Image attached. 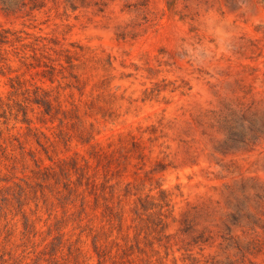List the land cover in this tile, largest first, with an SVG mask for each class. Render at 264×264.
Masks as SVG:
<instances>
[{
  "label": "rangeland",
  "instance_id": "374dc122",
  "mask_svg": "<svg viewBox=\"0 0 264 264\" xmlns=\"http://www.w3.org/2000/svg\"><path fill=\"white\" fill-rule=\"evenodd\" d=\"M0 25L38 49L0 50L14 67L0 62V177L14 185L18 244L24 211L52 237L61 220L65 264H98L92 234L109 264H264V0H43L0 7ZM53 64L63 123L32 102ZM48 251L25 252L47 264Z\"/></svg>",
  "mask_w": 264,
  "mask_h": 264
},
{
  "label": "trees",
  "instance_id": "16d2710c",
  "mask_svg": "<svg viewBox=\"0 0 264 264\" xmlns=\"http://www.w3.org/2000/svg\"><path fill=\"white\" fill-rule=\"evenodd\" d=\"M42 2L43 0H0V7L6 12L21 11L23 8L27 6H29L31 10H35L41 7ZM20 33L21 31H16L11 28H5L0 25V50H4L3 47L7 44L13 45L15 43H20L19 46L24 49L27 48L28 51H31L33 53V56L31 57L35 59L37 57L35 56V54L38 49L33 44L36 43L25 42V39L31 37V35L25 32L26 36H23ZM42 47H46L45 44H43ZM19 61L20 63H24L23 60L19 59ZM0 62L3 63L5 68H7L9 71L13 70L14 67L11 65L8 56L0 57ZM66 62L70 67L80 69L79 72L77 71L73 73L72 76L78 82L82 81L81 77L87 76L88 71L85 70L83 63L79 65V63L74 62L72 59L67 60ZM58 64L60 67L64 68L61 62ZM44 67L47 68L39 72L42 84L36 85L34 87L35 94L32 98L33 99L32 102L37 104L38 106L43 107L45 115H48L53 119H58L59 122L63 123L71 119L65 116V113H69V112L62 107L63 100L61 99V94L59 90L55 91V93L51 90L55 82H59L58 78L60 76H58L56 72H58L60 69H58V67L55 64ZM21 75L22 74H20V76ZM47 82H49V85L47 84ZM45 84L48 86L44 87ZM57 109L61 111V113L63 114V118L60 119L59 117L60 112H56ZM73 114L75 115L76 120H78L81 124L86 126V129L92 130L94 128V124L92 122H89L88 125H86L85 120L81 118L78 113L73 112ZM71 123L73 122H70V124ZM29 129L38 130L35 127H30ZM39 133L45 136V138H48L46 137L43 131H39ZM95 135L96 133L94 134L91 132L90 141H95V144L99 145V142L95 138ZM35 141L43 149V151H45L47 155V159L51 161L52 164H55L54 158H51L49 154H47V150H46L47 143L37 139ZM23 151L25 152V150ZM31 157H33V161L36 167L38 168V171L40 173L39 177L43 180L49 179V177H51V174L54 173V170L51 169L52 165L46 164L45 159H43L44 160L43 161L40 159V157L35 158V155H32ZM58 162L61 164L65 162V159L58 158ZM85 162L88 161L85 160ZM66 179L68 180V182L71 181V177L69 176H67ZM4 182H8V180H4L3 178L0 177V264H29L28 262L29 253L25 252L27 250V244L29 243L32 244L33 250H35L37 247L42 245L44 246V249L49 248L48 258L44 259V261L47 264H65L60 262L61 259L59 253L63 252V249L68 243L69 238L64 239L66 237V233L62 231V228H64L65 226L63 224H59L61 220H58L57 217L55 224L57 225V230L60 232H58V236L52 237L53 234L50 227L45 233L44 231L41 230L42 227L40 226V224L44 220L40 215L34 214L33 216H31L25 213L24 211H20V214L22 216L21 221H22L23 229L19 231V235H20V240H22V244L20 245L17 243V239H16L17 228H15L17 224H14V209L11 210L9 208L10 201L11 200L14 201V192H11V190H14V185L6 186L5 184H3ZM18 201H20V199ZM39 207H40L39 203H36V210H38ZM64 213H67V211L64 210ZM159 219L160 220L158 225H161L162 227L164 225V222H162L161 218ZM119 220H122V215L119 216ZM44 222L47 223V220H45ZM102 228L104 229V227ZM43 234L45 235L41 239V241L39 243L36 242L35 237L38 235L41 236ZM50 237H52V240L46 242V240ZM92 242H93L94 252L97 254L98 257V264H109L112 261V256H111V252L106 251L105 249L108 243L104 242L98 234H92ZM79 243L80 241H77V244H75V246L74 244L69 246V250L72 252V254H74L76 258L78 257L79 254L82 253L83 250L79 245ZM21 246L24 247V250L22 254H19L17 247H21ZM128 247H131V245H129ZM32 252L35 253L34 251Z\"/></svg>",
  "mask_w": 264,
  "mask_h": 264
}]
</instances>
